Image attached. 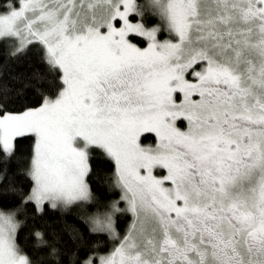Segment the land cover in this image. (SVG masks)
Masks as SVG:
<instances>
[{"label":"snow or ice","instance_id":"snow-or-ice-1","mask_svg":"<svg viewBox=\"0 0 264 264\" xmlns=\"http://www.w3.org/2000/svg\"><path fill=\"white\" fill-rule=\"evenodd\" d=\"M0 264H264V0H0Z\"/></svg>","mask_w":264,"mask_h":264},{"label":"trees","instance_id":"trees-1","mask_svg":"<svg viewBox=\"0 0 264 264\" xmlns=\"http://www.w3.org/2000/svg\"><path fill=\"white\" fill-rule=\"evenodd\" d=\"M9 71L11 72H23V71H26L28 70L26 66H23V65H17V66H14V67H11L8 69ZM111 195V194H109ZM115 198V197H113ZM46 219L49 221V222H55L57 219H58V214L55 213V212H49L48 216L46 217ZM124 224H126V220L123 222ZM27 234L24 233L22 234V237L21 239L23 240L25 238Z\"/></svg>","mask_w":264,"mask_h":264}]
</instances>
